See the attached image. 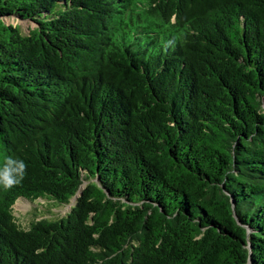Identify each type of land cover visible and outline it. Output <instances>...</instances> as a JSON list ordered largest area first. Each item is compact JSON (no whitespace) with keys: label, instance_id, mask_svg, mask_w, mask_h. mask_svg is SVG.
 <instances>
[{"label":"trees","instance_id":"1","mask_svg":"<svg viewBox=\"0 0 264 264\" xmlns=\"http://www.w3.org/2000/svg\"><path fill=\"white\" fill-rule=\"evenodd\" d=\"M6 156L0 264H264V0H0Z\"/></svg>","mask_w":264,"mask_h":264},{"label":"rangeland","instance_id":"2","mask_svg":"<svg viewBox=\"0 0 264 264\" xmlns=\"http://www.w3.org/2000/svg\"><path fill=\"white\" fill-rule=\"evenodd\" d=\"M6 25L18 26L23 35H27L34 28V24L29 21H22L15 18H3ZM71 199L68 205H58L46 199H39L29 202L18 199L12 207V215L16 224L23 230H27L30 225L38 220H57L64 217L73 206Z\"/></svg>","mask_w":264,"mask_h":264},{"label":"clouds","instance_id":"3","mask_svg":"<svg viewBox=\"0 0 264 264\" xmlns=\"http://www.w3.org/2000/svg\"><path fill=\"white\" fill-rule=\"evenodd\" d=\"M27 165L19 158L6 156L0 166V187L5 191L20 185L26 175Z\"/></svg>","mask_w":264,"mask_h":264},{"label":"water","instance_id":"4","mask_svg":"<svg viewBox=\"0 0 264 264\" xmlns=\"http://www.w3.org/2000/svg\"><path fill=\"white\" fill-rule=\"evenodd\" d=\"M79 194H80V191H78V193L73 197V200H75L79 196ZM247 234H248V231H247ZM248 264H249V262H248Z\"/></svg>","mask_w":264,"mask_h":264}]
</instances>
